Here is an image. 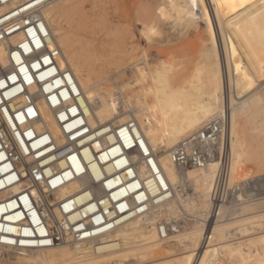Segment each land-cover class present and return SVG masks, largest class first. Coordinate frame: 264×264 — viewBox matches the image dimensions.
I'll return each mask as SVG.
<instances>
[{
	"label": "bare ground",
	"instance_id": "obj_1",
	"mask_svg": "<svg viewBox=\"0 0 264 264\" xmlns=\"http://www.w3.org/2000/svg\"><path fill=\"white\" fill-rule=\"evenodd\" d=\"M84 1L53 0L41 11L51 34L49 48L60 51L59 68L68 69L74 76L85 99V104L81 100L80 104L91 128L136 123L157 155L172 198L92 240L70 243L67 236L66 243L59 246L17 253L0 248V259L10 256L13 261L9 264H219L221 260L226 264H264V211L243 213L245 208L249 211L253 201L264 198L260 182L263 175L256 177L253 198L244 179L251 165L246 163L247 151L238 131V117L243 115L251 131L262 133L264 138V89L259 87L264 83V0H151L153 11L143 6L146 12L141 9L145 13L136 18V30L145 45L151 44L152 35H159L156 43L161 51L137 52L139 48L129 47L126 40L119 41V29L105 24L101 53L106 76L101 75V79L93 77L97 71L93 72L89 60L82 58L85 50L75 48V34L63 27L64 22L73 23L74 17L81 16ZM129 33L134 40V34ZM192 42L200 48L190 60L185 50ZM164 52L171 59L174 54L187 56L176 65L160 59ZM0 64L3 68L9 64L4 43H0ZM130 88L134 91L126 94ZM38 108L44 125L37 130L46 128L58 140L61 132L48 109L41 102ZM221 115L227 122L230 181L245 183L244 197L254 200L243 206L240 216L214 224L211 239L201 246L216 167L180 169L172 163L169 152L202 124ZM257 115L262 116L259 126L252 124ZM253 150L255 154L264 153V143ZM139 173L145 176L146 168L141 166ZM86 185L84 181H72L54 193V201L73 196ZM190 189L192 198L187 197ZM60 214L55 210L54 219L63 223ZM184 215L193 223L183 230L175 229L166 240L159 238L158 222ZM244 233L249 239L247 254L240 243Z\"/></svg>",
	"mask_w": 264,
	"mask_h": 264
},
{
	"label": "built area",
	"instance_id": "obj_2",
	"mask_svg": "<svg viewBox=\"0 0 264 264\" xmlns=\"http://www.w3.org/2000/svg\"><path fill=\"white\" fill-rule=\"evenodd\" d=\"M51 1L0 0V43L9 61L5 68L0 64V248L9 253L59 246L67 236L70 243L92 240L172 198L157 155L135 122L89 126L74 76L59 68L60 51L49 48L41 11ZM39 102L59 128L58 140L46 128L37 130L44 125ZM169 156L180 169L216 167L201 238L206 246L214 224L240 216L253 200L244 197L245 183L230 181L225 116L202 124ZM76 180L87 185L54 201L57 190ZM57 209L63 223L54 219ZM193 221L185 215L160 221L159 238Z\"/></svg>",
	"mask_w": 264,
	"mask_h": 264
},
{
	"label": "rangeland",
	"instance_id": "obj_3",
	"mask_svg": "<svg viewBox=\"0 0 264 264\" xmlns=\"http://www.w3.org/2000/svg\"><path fill=\"white\" fill-rule=\"evenodd\" d=\"M151 3L153 4L151 0H85L81 4V8H80L81 16L79 14L76 17H74L75 19L73 20V23H69V22L63 23V27L66 30H70L75 34V40H76L75 48L76 49L83 48L85 50V53L82 52L85 55L81 53L82 58L83 59L87 58L89 60V65L93 69L92 70L93 72L97 71L96 74H93V77L99 78L101 75L106 76V74H104L105 71H103V68H102V65L103 67L105 66L106 61H103L104 57L102 56V53H101V51L103 52V50L101 49L102 33H103L102 28L104 27L105 24L109 26L112 25V27H116L117 29H119L121 31L120 37L122 38V39L119 38V41L121 42L123 40L124 41L126 40L125 43L127 42L126 44L129 47L134 46L137 49L139 48L137 52H140V50L142 51L144 49L148 50L150 53H154L157 50L161 51L162 49L161 46L156 43V40L158 39L159 35H152L150 38L151 44L145 45V43H143V39L140 37L138 33V29L136 30L137 28L136 18L142 16L143 13L146 12V8H148V6L150 9L148 11H153V8H152L153 5ZM143 6H146V8ZM141 9L142 11H145V12H142ZM104 15L107 16L108 18L107 21H105V18L103 17ZM82 21H84L85 25L83 24ZM129 32H132L134 34V40L129 38V35H128ZM189 46L187 47L188 49L185 50L186 52L184 51L185 53H187L188 56L185 53H182V55L185 54L183 56H180L181 54L179 55L174 54L175 57L174 58L172 57L171 59V57L164 52L163 56H160V59L163 58L164 61L171 60L175 62L176 65H178L180 62H184L186 56H187L186 59H189V58L190 60L194 59L193 57L197 55V54L195 55V53H198L199 51V50L197 51V49L200 48L199 44L197 42L195 43L192 42ZM189 49L190 50L192 49L191 54H189L190 52ZM177 56L181 58L179 59ZM99 58L101 60H99ZM176 58L178 59L176 60ZM98 67H100L101 69H98ZM104 76H101L99 79L103 78ZM262 86L264 89V83L260 85L259 87H262ZM127 90L125 91L126 94L127 93L130 94L129 92L134 91V89L132 88L127 89ZM140 97L142 98V94H140ZM244 119L245 117L243 115H239L238 131L240 132V135H239L240 140L244 141V148L247 151V155L245 156L246 163L247 165L248 164L251 165V168L249 169V172L245 175L244 179L246 181L245 182L246 185L250 189L249 191L250 194L254 198L255 197L254 191H256L257 182H258L257 181L258 178L256 177L261 174L263 175V178L260 180L262 184L261 190L264 192V165H263L264 164V153L255 154V151L253 149L255 146L262 145L264 143V138L262 136V133L260 132L253 133V131H251V127H252L251 124H248V123L246 124ZM261 121H262V116L257 115L254 118V123L252 124L259 126ZM188 196L189 198L194 197L191 189L188 191L187 197ZM256 198H258V196H256ZM249 208H248L249 211H247V208L243 209V213L249 214V213H254V212L256 213L259 211H264V198L253 201L252 206ZM242 235H245V236H242L240 243L243 244L242 249L247 254L249 253V250L245 245L248 243L249 239L246 237L245 233ZM169 248H174V247L169 246ZM176 251L180 252V249L178 248L176 249ZM11 261L13 260L11 259L10 256L3 257L0 259V264H9ZM219 264H226V262L224 260H221Z\"/></svg>",
	"mask_w": 264,
	"mask_h": 264
}]
</instances>
